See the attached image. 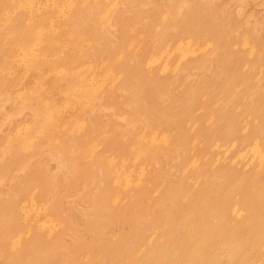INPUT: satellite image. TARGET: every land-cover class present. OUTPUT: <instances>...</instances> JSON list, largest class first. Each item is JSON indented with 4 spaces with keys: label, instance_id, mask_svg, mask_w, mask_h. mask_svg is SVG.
Masks as SVG:
<instances>
[{
    "label": "rangeland",
    "instance_id": "obj_1",
    "mask_svg": "<svg viewBox=\"0 0 264 264\" xmlns=\"http://www.w3.org/2000/svg\"><path fill=\"white\" fill-rule=\"evenodd\" d=\"M0 264H264V0H0Z\"/></svg>",
    "mask_w": 264,
    "mask_h": 264
}]
</instances>
